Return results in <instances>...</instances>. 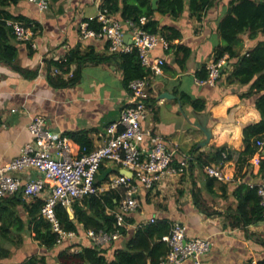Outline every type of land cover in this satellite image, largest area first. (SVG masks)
Here are the masks:
<instances>
[{"label": "crops", "instance_id": "0c3cea01", "mask_svg": "<svg viewBox=\"0 0 264 264\" xmlns=\"http://www.w3.org/2000/svg\"><path fill=\"white\" fill-rule=\"evenodd\" d=\"M100 1L49 0V7L44 12H40L35 4L27 0L5 8L15 17V21L33 26L35 47L30 50L29 44L17 42L9 35L7 43L16 49L14 64H7L0 58V126L3 125L0 129L1 165L18 157L23 145L31 140L27 125L34 116L44 117L48 130L64 136L67 132H88L93 149L106 142L105 127L119 118L127 103V91L123 87V76L117 60L109 58L99 64L89 61L83 63L78 81L68 87L55 88L47 81L51 68L48 62L67 52L76 51L81 55L92 52L103 57L111 56L104 38L79 36L80 24L88 23L87 20L97 16ZM228 2L218 0L201 22L189 19L187 11L179 20L165 17L164 21L167 20L168 25L180 29L183 35L181 42L191 49V55L181 71L172 52L167 53V48L159 45L152 51V56L164 59L165 65L161 74L152 75L147 80L149 110L142 128L161 136L177 151V160L186 155L190 163L185 173L177 177L168 175L159 188L153 191L139 188L136 196L138 209L130 217L132 222L127 224V231L132 233L135 224L152 216L167 219L171 224L180 222L186 228L187 237L211 241L210 252L200 258L202 264H256L264 259V222L233 228L227 219L236 208L232 192L239 183L245 181L239 176L235 177L236 167L231 161L223 167L217 166L225 178L209 185L204 171L207 165L202 164L219 147L242 151L243 129L261 119L260 113L250 101L240 99L239 95L245 90L239 85L227 84L224 77L215 86L197 83L196 72L212 60L215 48L222 45L217 25L225 15ZM123 30V41L129 44L132 34L127 27ZM241 39L244 48L247 47V37L244 35ZM15 68L25 71L27 75L24 76ZM71 68L75 69V64ZM30 73L36 75L27 78ZM164 92L175 98H160ZM180 92L204 100L205 111L196 113L188 104L182 105L178 99ZM200 114L207 118V129L211 137L204 147L197 148L206 139L199 128L203 120ZM102 166L104 172L109 173L108 177L122 174L121 170L110 163L105 162ZM257 168L253 165L248 170L256 174ZM103 175L99 174L96 181L101 180ZM18 176L25 182L40 174L28 170L18 173ZM248 178L244 179L247 184L258 183L256 177ZM221 187L224 188L223 194ZM194 191H200V201L210 215L197 208L193 201ZM116 193L121 201L122 191ZM14 195L22 198L20 204L13 206L9 202H2L0 209L5 213L14 211L25 223L28 221L25 205L33 198L24 197L20 192ZM36 198L42 201V198ZM145 199L148 206L144 205ZM69 214L72 218L73 211ZM128 237L126 235L114 242L107 251L108 259L113 257L114 250L124 247ZM21 239L22 243L16 246L18 240L15 236L13 240L17 241L14 243L0 237V246L10 251L9 257L0 260V264H17L30 256H45L48 264H60L55 252L62 251L68 244V241H64L57 244L55 250L47 251L31 239L28 230L21 234ZM85 244L83 239L71 251H77Z\"/></svg>", "mask_w": 264, "mask_h": 264}, {"label": "trees", "instance_id": "16d2710c", "mask_svg": "<svg viewBox=\"0 0 264 264\" xmlns=\"http://www.w3.org/2000/svg\"><path fill=\"white\" fill-rule=\"evenodd\" d=\"M20 1L0 0V43L3 47L0 49V58L7 64H14L16 49L7 43L9 35H12L13 38L14 35L5 22L6 20H14L15 17L9 14L5 8L15 6ZM217 3L218 0H157L156 9H153L152 0H101L100 9L116 15V18L121 21L138 23L139 18L145 17L146 22L143 28L151 34L159 35L168 43L166 51L167 53L172 52L175 63L182 71L191 55V49L181 42L183 35L180 29L172 26V24L168 25V21H164L165 17L170 20H179L187 11L189 19L201 22L207 12ZM161 18H163V21H160ZM87 21L90 29L100 31V24L96 22V19ZM217 33L222 40V45L215 48L214 59L217 61L227 55L226 63L232 68L226 78V83L237 84L244 88L245 92L239 95L240 99L250 101L261 116L258 122L243 129L244 149L242 151L219 147L214 150L210 158L202 162L205 166L216 168H218L217 166L223 167L225 163L231 161L235 164V177L239 176L245 182L239 183L232 192L236 200V208L233 213L227 216V219L230 227L241 228L262 222L264 215V208L260 205L257 189L249 187L247 181L244 180L247 177H249L248 179L256 177L258 183L264 182V156L261 153L262 150L260 151L257 173L252 174L248 170L251 167L249 161L259 150L256 142H264V0H229L225 15L218 22ZM244 35L248 40V45L245 48L244 41L241 39ZM29 49H32L30 44ZM109 58L117 60L118 67L122 72V83L125 89H127L130 81L151 75L150 71L141 66L135 50L131 53L111 54L110 57L94 55L92 52L81 55L76 51H70L66 53V62L59 64L55 61V58V60L48 63L51 67H59L63 73L75 64L73 76L65 79L62 76H53L49 73L47 74V81L55 88L74 85L79 79L80 66L83 63L89 61L99 64ZM15 69L24 76L27 75L25 71L19 68ZM35 75V73H30L27 78H32ZM196 76L199 80H204L207 77L206 67L202 66L196 72ZM178 96L181 104H188L194 112L202 113L205 111L206 104L204 100L191 98L182 92L178 93ZM65 135L69 137L71 145L73 144L72 158H79L84 152H90L93 149V144L88 138V132H67ZM241 171L242 174H240ZM103 172V166L101 165L95 180L99 174L104 175L101 180L96 181V185H100L108 179L109 173ZM205 175L209 185L217 180L206 172ZM132 182L141 186L136 180ZM140 188L151 191L142 186ZM221 190L223 194L224 188L221 187ZM121 191L123 193V190ZM198 192L200 191L193 192L195 205L201 212L210 215L211 213L203 208ZM2 199H0V207L2 202H9L14 206L20 204L22 200L20 196L15 195ZM119 202L120 197L116 191L107 192L99 197H83L73 204L72 218L65 208L57 206L55 208L56 218L62 230L66 232L81 235L91 229L95 232L118 231L120 239L126 235L129 236L124 247L113 251L111 259H108L107 251L115 244L116 240L102 247L80 246L76 252H70V249L74 245H79V243L68 241L62 251L57 252V250L55 252L57 253V261L60 264H157L161 258L165 257L169 247L162 238L169 234L173 224L167 219H156L154 223L138 227L131 233V231H127L126 226L117 227L114 217L108 212L115 210ZM144 205H149L146 199ZM42 206L43 201L37 198H33L29 204H26L25 211L28 215V221L25 223L14 211L5 213L0 209V237L11 243L18 240L16 242V246H18L22 243L21 234L28 230L32 240L37 241L47 251L55 250L58 235L52 232L50 223L41 217ZM126 220L127 224L132 222L130 218ZM13 236L17 238L16 241L13 240ZM9 254L10 251L7 248L0 246V260L8 258ZM17 264H48V262L45 256H30ZM256 264H264V259L257 261Z\"/></svg>", "mask_w": 264, "mask_h": 264}, {"label": "built area", "instance_id": "2783aa9c", "mask_svg": "<svg viewBox=\"0 0 264 264\" xmlns=\"http://www.w3.org/2000/svg\"><path fill=\"white\" fill-rule=\"evenodd\" d=\"M28 2L35 4L40 12L46 11L49 7V0ZM94 19L100 24V31L90 29L88 23L83 22L79 28L80 37L104 38L109 54L119 55L135 50L141 66L150 71V76L162 73L165 60L153 57L152 51L159 45L168 48V43L159 35L151 34L143 28L145 17L139 18L138 23L121 21L116 15L99 9ZM5 24L12 30L17 42L35 47L33 26L15 20H6ZM124 27L132 34L129 44L123 41ZM226 59L227 55L217 61L213 57L205 66L207 77L204 80L198 79L197 83L215 86L221 78L227 77L232 68L227 65ZM55 61L59 64L66 62V54ZM73 71L71 66L65 73L59 67L50 68L51 75H59L65 79L71 78ZM149 77L129 82L126 89V105L121 110L119 118L104 129L106 142L90 152H84L79 158H72V145L67 136L48 130L44 117H32L27 125L31 140L23 145L18 157L4 165L0 164V199L19 192L27 198H42L41 217L50 223L52 232L58 235L57 244L76 240L82 242L84 239L85 246L102 247L117 240L120 236L118 231L95 232L89 229L81 236L62 230L55 215V208L60 206L72 213L73 204L83 197H99L110 191L123 190V199L117 204L116 210L109 213L114 217L117 227L127 228L126 219L138 209L136 196L141 186L153 191L159 188L168 175L177 177L188 170L190 163L188 156L177 160V151L161 136L152 130L142 128V122L145 121L149 110L150 93L147 91ZM2 127L3 125L0 129ZM256 144L259 150L249 163L252 167L254 165L259 168L260 151L264 148V142L257 141ZM105 162L122 172L123 170L131 172L132 176L119 173L96 185L95 176ZM28 170H34L40 176L24 182L18 173ZM204 171L219 181L225 178L216 167L206 166ZM135 180L141 186L133 184L132 181ZM248 186L257 189L260 205L264 208V182L250 183ZM156 219L152 216L139 222L134 225V230L154 223ZM162 240L167 243L169 251L157 264H202L200 258L209 253L212 247L209 239L187 237L186 228L180 222H174L169 234Z\"/></svg>", "mask_w": 264, "mask_h": 264}, {"label": "water", "instance_id": "95a60500", "mask_svg": "<svg viewBox=\"0 0 264 264\" xmlns=\"http://www.w3.org/2000/svg\"><path fill=\"white\" fill-rule=\"evenodd\" d=\"M156 3H157V0H152V7H153V9H156ZM160 98H166V99H168V98H175V96H173L172 94H170V93H168V92H164V93H162V94L160 95ZM200 115H202L203 120L200 121L199 128H200V130H202V132L205 134L206 139H205L203 142H200V143L198 144L197 148L204 147V146L208 143V141H209V139H210V137H211V133H210V131L207 129V124H206V123H207V118L205 117L204 114H200ZM261 153H262V155L264 156V149L261 151ZM120 174H121V173H120ZM122 174H124V175H126V176H129V177L132 176V173L129 172V171H126V170H123Z\"/></svg>", "mask_w": 264, "mask_h": 264}, {"label": "rangeland", "instance_id": "374dc122", "mask_svg": "<svg viewBox=\"0 0 264 264\" xmlns=\"http://www.w3.org/2000/svg\"><path fill=\"white\" fill-rule=\"evenodd\" d=\"M225 78H227V77H225ZM183 224V223H182ZM184 225V224H183ZM125 238V237H124ZM78 246V245H77ZM76 245H74V248H76L77 247ZM78 250V249H77ZM70 251H71V249H70ZM74 251H76V249L74 250ZM74 251H71V252H74Z\"/></svg>", "mask_w": 264, "mask_h": 264}]
</instances>
